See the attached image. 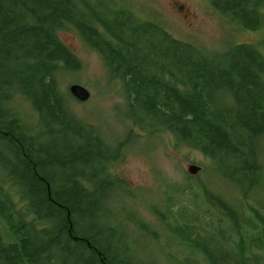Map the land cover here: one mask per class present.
<instances>
[{
  "label": "trees",
  "instance_id": "obj_1",
  "mask_svg": "<svg viewBox=\"0 0 264 264\" xmlns=\"http://www.w3.org/2000/svg\"><path fill=\"white\" fill-rule=\"evenodd\" d=\"M209 2L243 29H264V0ZM67 27L118 79L133 123L160 126L199 150L240 195L224 199L202 185L204 201L217 210L205 219L195 200L190 205L198 210L176 205L175 191L164 188L167 213L158 220L179 238L175 251L221 264L205 240H196L204 228L216 241L210 248L229 262L264 263V203L253 194L264 193V34L257 44L206 54L131 10H98L92 0H0V261L144 264L133 235L157 240L154 228L123 206L131 197L113 169L119 146L78 118L71 94L59 86L60 72L80 67L57 36ZM14 91L30 102L35 127L18 115ZM171 213L178 219L169 226Z\"/></svg>",
  "mask_w": 264,
  "mask_h": 264
},
{
  "label": "rangeland",
  "instance_id": "obj_2",
  "mask_svg": "<svg viewBox=\"0 0 264 264\" xmlns=\"http://www.w3.org/2000/svg\"><path fill=\"white\" fill-rule=\"evenodd\" d=\"M92 4L98 10H105L107 6L112 10H131L139 19L157 23L171 36L190 43L206 54H220L228 45L235 43L257 44L264 34L263 28H241L231 18L215 10L209 0H92ZM260 11L264 20V4ZM57 36L80 61L77 70L62 71L57 75L60 88L67 90L70 83H78L90 93L85 101H79L71 95V110L78 118L97 126L109 143L119 146L120 156L113 169L130 189L131 197L125 198L123 206L133 211L156 232V241L133 235L134 249L141 253L144 264H207L200 255L194 259L185 257L187 248L177 253L175 247L181 243L179 238L164 226L161 228L158 217L162 219V214L167 213L162 205L164 188L172 187L175 191L173 196L176 205H186L198 210L190 205V201L195 200L205 219L209 213H216L217 210L204 201L205 192L201 195L202 185L224 199L233 198L237 201V198H240L238 191L229 188L219 170L199 150L178 143L170 132L160 126L149 122H144L143 125L133 123L126 111L120 82L108 77L99 55L86 46L71 27L59 30ZM13 96L18 101L17 112L22 121L29 127H35L36 114L30 102L18 91H14ZM262 162L264 164V148ZM188 164H196L200 169L193 175L189 174L186 171ZM8 184L3 182V185L8 187L16 207L22 206V201L14 192L15 188ZM256 190L254 196L264 203V193ZM229 202L239 214L238 204L231 203L234 200ZM185 212L190 214V211ZM176 214L168 215L169 226L177 222ZM203 226L207 227L200 223L197 228L201 229ZM213 227L216 228L215 225ZM206 233L203 228L196 240H205L209 249L213 250L215 259L220 260L221 264H235L233 258L229 262L224 253L216 250V246L210 248L216 241H209ZM233 239L231 238L229 244H233ZM177 260L183 263H178ZM0 264H3L2 260Z\"/></svg>",
  "mask_w": 264,
  "mask_h": 264
},
{
  "label": "water",
  "instance_id": "obj_3",
  "mask_svg": "<svg viewBox=\"0 0 264 264\" xmlns=\"http://www.w3.org/2000/svg\"><path fill=\"white\" fill-rule=\"evenodd\" d=\"M68 92L77 100L85 101L89 98V91L81 84L78 83H70L67 87ZM200 169V167L196 164H188L186 171L189 174H195Z\"/></svg>",
  "mask_w": 264,
  "mask_h": 264
}]
</instances>
